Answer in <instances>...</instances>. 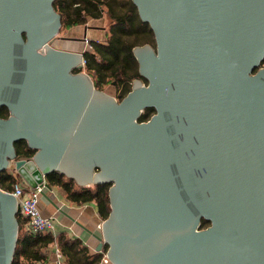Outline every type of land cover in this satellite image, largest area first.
Instances as JSON below:
<instances>
[{
  "label": "water",
  "instance_id": "1",
  "mask_svg": "<svg viewBox=\"0 0 264 264\" xmlns=\"http://www.w3.org/2000/svg\"><path fill=\"white\" fill-rule=\"evenodd\" d=\"M132 1L156 49L134 48L148 85L118 101L83 53L53 46L55 0H0V175L14 162L43 195L53 172L111 184L95 234L111 264H264V0ZM17 212L0 188V264L15 257Z\"/></svg>",
  "mask_w": 264,
  "mask_h": 264
},
{
  "label": "trees",
  "instance_id": "2",
  "mask_svg": "<svg viewBox=\"0 0 264 264\" xmlns=\"http://www.w3.org/2000/svg\"><path fill=\"white\" fill-rule=\"evenodd\" d=\"M54 5L65 26L85 25L91 17L101 19L104 12L114 23L105 41H93L92 50L85 53V71L92 77L97 89L114 85L123 100L132 91L135 80L147 81L140 74L134 48L152 44L155 35L150 25L141 20L132 0H55ZM154 114L155 109L147 108L140 121H148ZM8 115V109H2L1 116L7 118ZM16 148L19 158H32L35 154V150L30 149L25 140L17 142ZM47 181L53 188L62 190L71 203L84 205L95 202L101 219L109 217L111 184L80 187L75 180L58 172L50 173ZM15 183L16 180L7 171L0 175V188L3 191H12ZM18 220L20 234L12 264H38L46 261V250L55 244L65 256L66 264H100L103 259L102 253H90L79 238L72 239L67 233H61L57 239L50 234L34 236L26 231V221L20 215ZM209 225L208 221L203 220V227ZM108 248L105 245L104 252Z\"/></svg>",
  "mask_w": 264,
  "mask_h": 264
},
{
  "label": "crops",
  "instance_id": "3",
  "mask_svg": "<svg viewBox=\"0 0 264 264\" xmlns=\"http://www.w3.org/2000/svg\"><path fill=\"white\" fill-rule=\"evenodd\" d=\"M106 17L109 18L107 15ZM96 21L98 20L94 22ZM106 33L107 29L105 31L98 30L89 33L88 37L104 42ZM52 191L51 193L46 191L47 195H42L41 197L40 208L43 215L55 218L62 233L74 235L83 241L84 245L89 248L90 253H97L99 240L95 234H100L101 230L98 229V225L104 221L99 215L97 204L91 202L84 205H76L67 200L65 193H61L59 188L54 187ZM48 249L50 250L46 261L38 262V264H59L53 246ZM63 264H66V261Z\"/></svg>",
  "mask_w": 264,
  "mask_h": 264
},
{
  "label": "built area",
  "instance_id": "4",
  "mask_svg": "<svg viewBox=\"0 0 264 264\" xmlns=\"http://www.w3.org/2000/svg\"><path fill=\"white\" fill-rule=\"evenodd\" d=\"M89 41L86 40V44ZM83 66H86L87 60L85 57L83 58ZM9 175L14 177L16 183L12 191H4L13 195L17 200V210L18 215H20L25 221V229L30 234L37 236L41 234H50L55 239L62 233L60 231V226L57 220L53 217H45L40 208V200L45 191V187L38 186L37 188H32L15 170L14 162H11L8 169L6 170ZM102 224L98 225V229H102ZM71 234V233H70ZM72 239L76 237L74 235H69ZM53 249L55 251L56 257L58 259L59 264H63L66 260L65 256L62 254L58 246L53 245ZM50 249H48L45 254L48 256ZM103 259L100 264H111L110 260L107 256V252L102 250Z\"/></svg>",
  "mask_w": 264,
  "mask_h": 264
},
{
  "label": "flooded vegetation",
  "instance_id": "5",
  "mask_svg": "<svg viewBox=\"0 0 264 264\" xmlns=\"http://www.w3.org/2000/svg\"><path fill=\"white\" fill-rule=\"evenodd\" d=\"M103 14H104V16L101 19H104V17H106L105 16L106 13L104 12ZM95 20H99V19L91 17L88 19V21L85 25L65 26L64 24H62L61 31L64 29L67 32L64 35H59L55 39L53 46L56 47L57 45L60 44V45H62V48H60V49L70 51V52H75V53H83V56L85 57V53L88 51H91L93 48L92 42L93 41H99V39H94V38L88 37V34L95 32V31H98V30L105 31L107 29L104 26L97 25L96 23H91L92 21H95ZM113 25H114V23H112L110 25V28L107 29L106 37L111 34V29H112ZM82 26H83L82 35L78 31H77L78 32V34H77L76 29L81 28ZM86 40L89 41L88 44H86ZM85 68H86V66L84 67V71H85ZM74 73H78V72L74 71ZM8 112H9V110H8ZM9 115H10V112H9ZM9 115H8V117H9Z\"/></svg>",
  "mask_w": 264,
  "mask_h": 264
},
{
  "label": "rangeland",
  "instance_id": "6",
  "mask_svg": "<svg viewBox=\"0 0 264 264\" xmlns=\"http://www.w3.org/2000/svg\"><path fill=\"white\" fill-rule=\"evenodd\" d=\"M91 23H96L97 25L104 26L105 28L108 29V28H110V25L112 24V21L109 18L104 17V19H99L96 22L92 21ZM77 31L82 35V33H83V26L81 28H77L76 29V32ZM66 32L67 31H65L63 29L62 31H60L59 35H64V34H66ZM78 32H77V34H78ZM94 39H96V38H94ZM154 40H155V38H154ZM154 40H153L152 44H149V45H151L154 49H156V41H154ZM56 48H59L60 49V48H62V45L59 44V45L56 46ZM262 66L264 67V64ZM142 82H143L144 85H146V86L148 85V82L147 81H142ZM133 85H134V82L132 84V89H133ZM102 90H104L109 95L115 97L118 101H121V99H120V91L114 85H111V84L110 85H106ZM60 191H61V193H64L62 190H60ZM49 193H51V191H49Z\"/></svg>",
  "mask_w": 264,
  "mask_h": 264
},
{
  "label": "bare ground",
  "instance_id": "7",
  "mask_svg": "<svg viewBox=\"0 0 264 264\" xmlns=\"http://www.w3.org/2000/svg\"><path fill=\"white\" fill-rule=\"evenodd\" d=\"M57 45V44H56ZM51 196H52V194H51ZM52 198V197H51ZM53 198H55L54 196H53ZM62 206V205H61ZM63 207V206H62ZM95 238V237H94Z\"/></svg>",
  "mask_w": 264,
  "mask_h": 264
}]
</instances>
